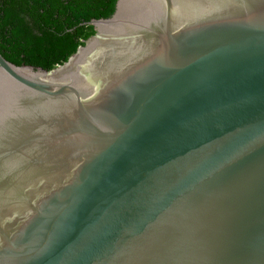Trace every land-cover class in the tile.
<instances>
[{
    "label": "water",
    "instance_id": "water-1",
    "mask_svg": "<svg viewBox=\"0 0 264 264\" xmlns=\"http://www.w3.org/2000/svg\"><path fill=\"white\" fill-rule=\"evenodd\" d=\"M51 69L0 54V264H264V0H115Z\"/></svg>",
    "mask_w": 264,
    "mask_h": 264
},
{
    "label": "trees",
    "instance_id": "trees-1",
    "mask_svg": "<svg viewBox=\"0 0 264 264\" xmlns=\"http://www.w3.org/2000/svg\"><path fill=\"white\" fill-rule=\"evenodd\" d=\"M115 0H0V54L51 69L93 33L82 22L109 16Z\"/></svg>",
    "mask_w": 264,
    "mask_h": 264
}]
</instances>
